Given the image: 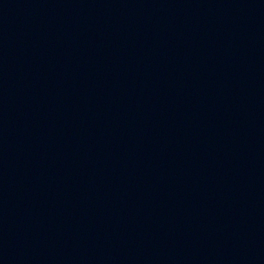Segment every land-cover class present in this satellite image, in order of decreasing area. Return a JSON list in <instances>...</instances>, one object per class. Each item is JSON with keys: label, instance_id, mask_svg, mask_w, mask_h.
Here are the masks:
<instances>
[{"label": "water", "instance_id": "water-1", "mask_svg": "<svg viewBox=\"0 0 264 264\" xmlns=\"http://www.w3.org/2000/svg\"><path fill=\"white\" fill-rule=\"evenodd\" d=\"M0 264H264V0H0Z\"/></svg>", "mask_w": 264, "mask_h": 264}]
</instances>
